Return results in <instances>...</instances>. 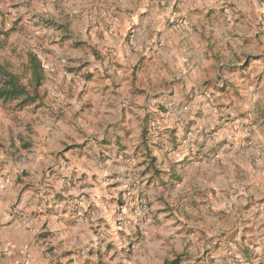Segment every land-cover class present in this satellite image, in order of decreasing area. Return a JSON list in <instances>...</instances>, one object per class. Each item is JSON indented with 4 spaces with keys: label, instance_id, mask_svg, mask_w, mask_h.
<instances>
[{
    "label": "clouds",
    "instance_id": "obj_1",
    "mask_svg": "<svg viewBox=\"0 0 264 264\" xmlns=\"http://www.w3.org/2000/svg\"><path fill=\"white\" fill-rule=\"evenodd\" d=\"M174 3L5 0L0 5L4 13L0 27L5 31L16 16L24 17L20 29L10 38L0 36V90L20 87L24 90L20 100L35 98L25 109L28 115L16 108L18 100L7 105L0 101V165L6 173L0 193L8 203H16V178L20 173L27 172L23 182L32 185L14 210L4 204L5 211L20 216L13 221L14 228L31 237L43 225L46 210L53 208L55 215L48 216V221L57 236L52 243L64 241L58 252L72 247L85 252L90 248L103 251L113 242L117 249L134 246L132 264H163L166 257L176 253L185 254L184 264H244L239 235L229 249L225 234L242 232V206L249 199L264 198V180L260 179L264 178V138L254 130H264V120L253 126L249 111L258 99L264 101V79H257L264 73V62L249 58L250 53L264 52V0H185L177 12L172 11ZM12 4L18 7L13 10ZM145 8L147 13L141 15ZM209 8L215 9L210 21L203 15L196 19L185 16L190 9L207 14ZM113 16L135 24L126 40L123 34L118 36L110 29L109 18ZM178 16L185 17L184 21L171 27L165 24L164 18L172 21ZM46 19L55 20L57 27L69 23L71 38L61 42L62 46L52 44L61 33L37 27ZM89 25L91 38L83 35ZM247 37L253 38L251 47L244 43ZM77 39H86L91 47L99 46L106 52L100 61H93V66L107 69L98 72V79L104 77L108 91H101L102 84L88 85V91L101 98L100 105L93 98L85 106L84 100L77 98L85 82L65 70L92 60L87 48L70 47ZM46 50L54 54L49 56ZM30 55L40 58L48 70L41 68L39 76L34 74ZM144 56L148 57L144 61L147 70L142 65L133 77V66ZM246 58L252 67L247 66ZM12 77L16 79L9 83ZM138 89H143V96L137 94ZM161 107L167 111L160 112ZM197 110L207 118L186 134L185 124ZM33 111L35 115H31ZM241 112H248L247 120L235 119L227 127L233 131L234 141L253 135L254 147L241 153L236 143L227 155L217 158L220 137L203 133ZM146 114H155L157 119L145 134ZM244 124L249 127L244 128ZM171 129L175 130L174 136L166 131ZM69 141L74 148L60 152ZM13 142L15 147L11 146ZM26 144L27 148L23 146ZM149 150L156 158L155 165L141 175L148 167L141 160L148 159ZM250 158L257 161L255 169ZM85 170L98 176L100 188L104 187L103 177L114 175L126 189L127 210L119 209L115 216L125 233L122 238L118 239L115 231L105 225L95 224L100 215L117 212L115 203L105 200L108 211L90 213L85 221L81 200L72 198L83 191L92 194V200L96 198L93 189L81 188L86 183L80 179ZM213 188L216 199L201 203L199 198ZM58 193L68 198L60 200ZM165 207L187 217L180 235L173 226L177 217L166 219L168 212L158 213ZM70 218L79 219L83 230L66 228ZM9 243L2 250L11 253L15 245L10 248ZM217 244L219 247H214ZM36 247L44 252L48 243L41 240ZM49 262L65 264L58 254L48 255L44 264ZM114 264H124L122 257Z\"/></svg>",
    "mask_w": 264,
    "mask_h": 264
},
{
    "label": "crops",
    "instance_id": "obj_2",
    "mask_svg": "<svg viewBox=\"0 0 264 264\" xmlns=\"http://www.w3.org/2000/svg\"><path fill=\"white\" fill-rule=\"evenodd\" d=\"M46 2V0H44ZM143 2V0H141ZM150 2V0H148ZM167 2V0H165ZM5 3V0H0V5ZM176 3V0H175ZM13 10H15L18 5L12 4L11 5ZM174 7V6H173ZM148 9L145 8L141 11V15H145L147 13ZM173 12L174 8H172ZM3 9L0 8V17H3ZM180 16L176 17L179 18ZM175 18V19H176ZM165 19V24L168 27H171L172 25H169L168 22H172ZM110 20V29L112 31H115L116 34L119 36L123 34L124 39L126 40L129 33L132 31V29L135 27V24H126V22H122L119 16H113L109 18ZM24 21L23 15L16 16L12 22L11 26L5 31L2 27H0V36H4L6 39L10 38V36L17 32L20 29V26L22 25ZM48 21H52V19H46L43 20L42 23H38L37 27H43L44 29H55L56 32L61 33L57 39L53 40L52 44H62L61 42L66 41L71 38V36L68 33V29L71 27L69 23L62 24L60 28L57 26H50ZM136 21L139 22V17H136ZM3 23V20H0V24ZM89 27H92L91 25L88 26V28L85 30L84 34L85 36H88V31L91 33L92 28L89 29ZM125 27L127 28L126 31H124ZM64 36H67L66 38H62ZM79 41L87 42L86 39H79ZM147 56L141 57L138 63V66L141 67L144 66V69L147 70V65H144V61L147 59ZM136 64L133 66L131 75L133 77L136 76ZM154 67V66H153ZM123 72V68H121ZM138 69V68H137ZM140 69V68H139ZM104 80V78H103ZM102 80V81H103ZM104 86H106L105 90L103 88L101 89L102 92H107L109 85L106 83H103ZM137 94L140 96H143V89H138ZM158 95V93H157ZM91 100V99H90ZM89 100V103H90ZM95 102L97 105L99 104V99L95 97ZM87 103L86 106L89 105ZM256 110V109H253ZM160 111V110H159ZM161 112V111H160ZM124 118V117H123ZM237 119L241 120H247L245 118L239 117ZM258 119L253 118L252 124L253 126H256L258 124ZM235 120L231 123H226V128H223V130L218 131L216 136H219V140H222L221 143L218 140L217 143L224 144L223 149H221L217 153V158L227 155V150L234 147L236 143L239 144V151L241 153L248 152L251 148L254 147L253 145V135H246L244 137L238 138V140H233L232 137L234 135L233 131L227 127L228 124L234 123ZM244 128H248V124L243 125ZM195 128V115L194 118L185 124V132L186 134H190L191 130ZM255 132H257L260 137L264 138V130H261L260 127L254 128ZM171 131L172 135H175V130H166ZM71 148L67 150L66 152H70L74 148V144L72 142H67ZM227 143V144H225ZM232 144L233 146H230ZM67 145V146H68ZM225 145H228V149L225 148ZM139 146H137V149ZM184 159H187L185 157ZM155 157H151L150 154H148V159H142V164H147L148 167L144 169V171L141 173V175L146 174L150 169L154 168L155 165ZM251 163V158H250ZM253 169L257 167V164L252 163ZM157 174L159 170H156ZM25 174V175H24ZM28 173H20L17 175L16 183L19 185V190L16 192L15 200L16 203H19V201L22 199L24 193L26 191H30L32 188L31 183L25 184L23 182L22 177L27 176ZM6 179V173L0 165V183H3ZM80 179L82 181H86V183L81 184V188L88 189L91 188L94 190L95 193V199L92 200V194H90L88 191L81 192L80 196H73L72 198L81 200L80 207L83 208L85 211L83 213L85 221L89 220V214L96 213L97 211L106 212L108 211L107 204H105V200H107L109 203H115L117 206L120 202H123L124 197V191L126 189H123L121 187L120 182L116 179L114 175H108L103 177V184L104 187L100 188L98 181V176L95 173H89L87 170L83 171L80 175ZM254 179H256L254 177ZM261 180H264V178H260ZM111 181V182H109ZM152 178H149V184H151ZM73 188H75V184L72 185ZM107 192L109 195L105 196L104 193ZM114 193V194H113ZM139 195V194H138ZM57 198L60 200L66 199L68 197L64 196L63 193H58ZM201 203H206L207 201L215 200L216 199V189H210L205 195H202L200 198ZM83 200H92L91 203H83ZM8 203L6 197L4 194L0 193V220H4L5 223H0V264H44V259L48 255L51 254H58V256L65 261V264H114L115 261H117L118 257H122L124 264H132V257L135 255V249L134 246L131 244V247L129 244L125 246H121L119 249L116 248L115 243L109 242L106 246V249L103 251L99 250L98 248H90L85 252L83 248H64L63 251L58 252V247H61L64 245V241H60L59 245H56L52 243L56 239L57 233L54 232L49 227V221L48 216L55 215L54 209L50 208L47 209V214L45 215L43 225L37 230L31 237L25 235L24 233L20 232L19 229L14 228L13 221L19 220L20 216L19 214L13 215L12 211H5L4 204ZM16 203H8L9 209L14 210L16 208ZM264 205V198H261L259 200L257 199H249L246 204L242 206V210L245 214V219L243 223V231L233 234H225L226 235V242L229 247L236 243V236L239 235L240 241L243 242V247L240 248V253L243 257L244 264H264V223L261 222V217L264 216V207H261ZM118 211V210H117ZM159 212H168V216L166 219H171L173 216L177 217L174 222V227H180V229H177V235H180L183 232L182 225H185V222L187 220V217H181L177 212H172L169 207H165L163 209H159ZM116 213H109L108 215H100L97 217L95 224L97 227L100 225H105L110 230H114L116 233L117 238H122L125 233L123 232V229L117 225L115 216ZM39 219V217H37ZM90 223V221H89ZM65 227L69 229H76L78 231L83 230V225L80 223L79 219L77 220H71L67 221L65 223ZM182 228V229H181ZM141 236H143V233H139ZM147 239V237H145ZM44 240L48 243V247L44 250V252H40L39 249L36 247L40 244V241ZM9 243V247L11 248L12 245H15V250L11 253L3 251V247L6 243ZM214 247L218 248L219 244L215 245ZM208 249L206 248L204 250V255H208ZM95 257V259H93ZM176 256L173 255L171 258L166 257L163 261V264L166 263V260L174 259ZM182 258V257H181ZM185 255L183 256V260L180 261L178 264H184ZM51 264V262H49ZM215 264V262H213Z\"/></svg>",
    "mask_w": 264,
    "mask_h": 264
},
{
    "label": "rangeland",
    "instance_id": "obj_3",
    "mask_svg": "<svg viewBox=\"0 0 264 264\" xmlns=\"http://www.w3.org/2000/svg\"><path fill=\"white\" fill-rule=\"evenodd\" d=\"M185 2V0H176V3L173 4V8H174V11H179L180 9V5L181 3ZM214 13H215V9H212V8H209L208 9V12L207 14H202L200 12L199 9H190L188 13L185 14V16H191L192 19H196L198 17H200L201 15H203V19L204 20H207V21H210L213 19L214 17ZM185 19V17H179V18H176L174 21L172 22H168L169 25H172V24H176L177 21H180V22H183ZM50 22L49 25L50 26H57V22L55 20H52V21H48ZM62 25V24H61ZM61 25L58 26V28L61 27ZM92 27H89V29H91ZM131 33V32H130ZM129 33V34H130ZM259 35V34H257ZM67 36H64L62 38H66ZM88 37L91 38V33L88 31ZM96 40H99L100 37H96L95 38ZM253 38L251 37H247L244 41V43H247L249 47L252 46V41ZM62 46V44H60ZM70 47L74 50H83L85 48H87L90 53H91V57H92V60H89V61H85L84 63L82 64H75L74 67H71V68H65V70L70 74V75H75L76 77H78L79 79L83 80L85 83H84V86L81 88V90L77 93V98L78 99H83L84 102H85V106L87 105V103H89V100L90 99H93L95 98L94 97V92H90L88 91V85L89 83L93 84L94 86L96 87H99V85H103V78L104 77H100L98 79V72L101 71V69L104 71V72H107V69L106 68H103V65H101V69H97L93 66V61H100L101 59V56L103 55H106V52H102L100 47L97 46L95 48L91 47L87 42H83V41H79V39L77 40H73L72 41V44L70 45ZM0 51H2V46H0ZM47 51V54L49 56H52L54 53L52 51H49V50H46ZM251 57H255L256 60H261L262 62H264V52H254V53H250L249 54V58ZM249 58H246V64L248 67H252V64H248V59ZM72 62V61H70ZM43 63V66H44V69L45 71L48 70V66L46 64H44V62L42 61ZM139 68L138 66V63L136 64V67H135V70L137 71ZM122 71V69H121ZM258 80H261V79H264V73H261L260 76L257 77ZM73 83H75V81H73ZM103 90H105L106 86L103 85ZM108 90V89H107ZM106 93V92H105ZM99 99V104L101 103V98L97 97ZM1 101V100H0ZM3 102V101H2ZM191 102V101H190ZM227 102H231V97L228 98V101ZM10 102H3V104L7 105L9 104ZM34 103V102H32ZM29 107V102L26 104V105H23V106H19L18 104H16V108L22 112V113H25V115H28V113L25 112V109ZM253 109H256V110H253ZM161 112H166L167 109L161 107L159 109ZM249 111L252 113L253 115V118L255 119H258V120H264V101H261V100H257L255 105L249 109ZM31 115H35V112L33 111L31 113ZM239 117H242V118H245L247 119L248 118V112H241L239 113L238 117H235V118H230L228 121H224L223 123H218L216 124L214 127H211L209 130H206L203 134L206 135V136H216L215 133H217L218 131L220 130H223V128H226V123H231L233 122L235 119L239 118ZM126 118V117H124ZM207 117L202 115L201 111L200 110H197V112L195 113V127L196 125L198 124V122L201 120V119H206ZM157 117L155 114H146V116L144 117V124H145V128H144V133L146 134L147 132V129L152 125V123H154L156 121ZM220 120H223V118L221 117ZM249 126V125H248ZM221 143L222 140H219ZM217 143V147L221 150L223 149L224 147V144H219ZM227 144V143H225ZM68 143L66 142L65 144H63L60 148V152L64 153L66 152L67 150H69V148H71V146H67ZM12 147H15V143L13 142ZM25 148L28 147V145H23ZM230 146H233L232 144H230ZM0 147H3L2 144H0ZM228 145H225V148L228 149ZM139 148V147H138ZM137 152H139V149H137ZM149 154H150V150H149ZM253 163L254 164H257V161L254 160V159H251V164ZM159 172V171H158ZM25 173V172H24ZM25 175V174H24ZM126 190L124 191V194H125ZM142 198V196H141ZM125 203V200H124V197H123V202H120L119 205H118V211H117V215L119 214V207L120 205L124 204ZM117 222V225L120 227V223L118 220H116ZM177 229H180V227ZM182 229V228H181ZM129 246L131 247V244H129ZM175 256H180V261L183 260V256L185 255L184 253H176L174 254ZM172 260V259H170ZM179 261V262H180ZM165 264H169V263H165Z\"/></svg>",
    "mask_w": 264,
    "mask_h": 264
},
{
    "label": "trees",
    "instance_id": "obj_4",
    "mask_svg": "<svg viewBox=\"0 0 264 264\" xmlns=\"http://www.w3.org/2000/svg\"><path fill=\"white\" fill-rule=\"evenodd\" d=\"M29 64H30L34 74H36L37 76H39L41 68L44 69L42 60L35 55H30ZM44 71H45V69H44ZM15 79H16V77H12V79L9 81V83H13L15 81ZM22 95H24V90H23V88H20V87L5 88V89L0 90V100L3 102H12V101L18 100L19 106L26 105L29 101L35 102V98L31 97V96L26 97L24 100H20V97ZM180 259H181L180 256H176L172 260L167 259L166 263L178 264Z\"/></svg>",
    "mask_w": 264,
    "mask_h": 264
},
{
    "label": "built area",
    "instance_id": "obj_5",
    "mask_svg": "<svg viewBox=\"0 0 264 264\" xmlns=\"http://www.w3.org/2000/svg\"><path fill=\"white\" fill-rule=\"evenodd\" d=\"M124 195H125V194H124ZM141 199H142V198H141ZM125 205H126V202H125L124 204L120 205L119 209H125V211H126L127 209H126ZM119 223H120V222H119Z\"/></svg>",
    "mask_w": 264,
    "mask_h": 264
}]
</instances>
